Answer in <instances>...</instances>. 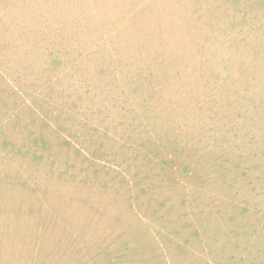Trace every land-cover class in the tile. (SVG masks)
Masks as SVG:
<instances>
[{
    "label": "rangeland",
    "instance_id": "374dc122",
    "mask_svg": "<svg viewBox=\"0 0 264 264\" xmlns=\"http://www.w3.org/2000/svg\"><path fill=\"white\" fill-rule=\"evenodd\" d=\"M0 264H264V0H0Z\"/></svg>",
    "mask_w": 264,
    "mask_h": 264
}]
</instances>
